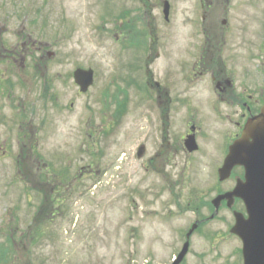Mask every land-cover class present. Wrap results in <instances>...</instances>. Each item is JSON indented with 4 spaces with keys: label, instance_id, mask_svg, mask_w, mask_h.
<instances>
[{
    "label": "rangeland",
    "instance_id": "obj_1",
    "mask_svg": "<svg viewBox=\"0 0 264 264\" xmlns=\"http://www.w3.org/2000/svg\"><path fill=\"white\" fill-rule=\"evenodd\" d=\"M162 1L0 0V264H171L192 224L212 215L211 200L231 189L214 176L225 155L205 105L210 85L180 81L202 56L177 53L193 0H167L169 46ZM203 2L195 39L205 47L216 34L247 47L243 21L260 31L252 46L264 47V0ZM144 59L169 109L146 85ZM76 69L92 71L83 94ZM190 124L201 127L193 154L182 147ZM202 223L179 264H238L229 210Z\"/></svg>",
    "mask_w": 264,
    "mask_h": 264
},
{
    "label": "flooded vegetation",
    "instance_id": "obj_2",
    "mask_svg": "<svg viewBox=\"0 0 264 264\" xmlns=\"http://www.w3.org/2000/svg\"><path fill=\"white\" fill-rule=\"evenodd\" d=\"M205 39L206 47L204 40L199 42L202 56L197 59L198 62L193 64L190 76L195 77L198 74L205 77V81L209 80V84L214 87L216 99L212 101L215 104L218 103L220 108L223 107L224 111L221 109L220 112L219 107L214 104L211 105L214 111L218 112L217 115L225 121H230L231 125V130L228 129L223 132V144L228 150L229 144L241 136L248 119L257 115L260 106L264 103V92L261 88V85L264 84V55L255 68V61L264 52V49H261L264 47H258L253 53L252 46L243 47L242 43H240L239 48L235 47V43H231L227 48L228 43L222 34L214 35L213 40L208 36ZM240 39L243 40V38ZM245 39L252 43L250 36L245 37ZM209 48L211 49L209 50ZM199 65L201 69L198 67ZM157 93L160 102L157 105L162 104L169 109L168 106L172 101L169 102V99H166L164 103L160 101L161 96L167 95V91L163 93L160 87ZM179 95L184 96V98L177 103L186 107L190 96L184 91H181ZM231 176V189H233L236 181H246L245 168L243 166L234 168ZM231 204L233 209L243 208L241 201L237 198H234ZM238 254L240 255V250ZM238 257V264H241L242 259L240 256Z\"/></svg>",
    "mask_w": 264,
    "mask_h": 264
},
{
    "label": "water",
    "instance_id": "obj_3",
    "mask_svg": "<svg viewBox=\"0 0 264 264\" xmlns=\"http://www.w3.org/2000/svg\"><path fill=\"white\" fill-rule=\"evenodd\" d=\"M74 79L80 86V91L83 92L92 82L91 72L77 70L74 74ZM261 113L262 114L257 120H253L250 123L248 130L251 134L256 136V145L250 148H254L253 152L257 151L258 155L254 158L252 164L254 167L258 166L259 172L263 170L264 174V108ZM239 144L240 141L234 144L232 152L220 169L219 176L221 180L228 177V172L235 164H240L242 159V147ZM186 147H188L190 151L196 149L191 140L186 143ZM261 184L262 186L257 179L255 182L250 183V188H247L245 185H240L233 193L221 195L213 200V206L217 210L222 199H228L230 201L232 196H239L244 199L249 209L248 213L250 217L248 220H242V218L239 217L236 227H234L231 232L236 233L243 241V257L245 259V264H260L262 261L259 262L256 259H260L264 256V179ZM194 227L195 225L192 226V230ZM192 230L188 233L187 237L191 234ZM187 247L188 243H185L176 264L181 261L183 255L187 252Z\"/></svg>",
    "mask_w": 264,
    "mask_h": 264
}]
</instances>
